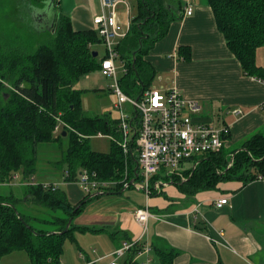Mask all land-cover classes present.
<instances>
[{"label":"trees","instance_id":"obj_1","mask_svg":"<svg viewBox=\"0 0 264 264\" xmlns=\"http://www.w3.org/2000/svg\"><path fill=\"white\" fill-rule=\"evenodd\" d=\"M31 1L43 7L47 0ZM52 2L57 16L51 44L28 50L18 37L12 36L14 33L4 34L5 43L0 42V185L21 188L17 191L12 187L8 194H0V260L10 253L24 251L31 264H62L65 243L67 239L75 240L76 230L107 231L105 227L91 228L74 223L99 194H85L73 204L60 186L54 190L53 182L35 180L41 145L60 144L62 155L57 165L63 169L66 182H77L80 172L87 169L90 174L95 173L93 178L112 182L103 191L105 194L122 191L134 178L140 180L136 177L138 154H125L120 143L123 137L119 118L87 115L83 108L84 91L75 88L82 76L102 67L97 58L99 52L95 56L93 50V45L103 40L94 17V26L77 28L72 17L61 11V0ZM136 2L138 15L117 46L127 69L119 83L127 95L134 97L151 87L156 70L148 55L155 44L167 36L172 22L182 20L186 8L182 0ZM206 4L212 9L217 28L245 75L264 82V68L256 60L257 49L264 46V0H207ZM14 10L10 8L12 21ZM9 24L12 29L16 21ZM28 26L39 34L47 32L30 21ZM177 56L181 58L177 60H192V47L180 45ZM99 133L114 137L110 152L91 148L90 139ZM229 138L230 130L224 135V145L219 151L193 156L194 166L185 172L186 179L182 181L175 176L170 184H176L192 201L204 191L220 190L223 183L236 180L243 186L257 180L259 174L264 175V133H253L232 150L226 146ZM132 146L135 147V143ZM159 179V175L153 177V196L157 191L154 182ZM56 210L59 213L56 214ZM42 213L50 216L40 215ZM71 217L73 222L68 231L61 233ZM147 236L151 264H176L181 251L166 241L160 242L158 237L152 241L149 228L147 235H143V227L140 241H132V236L124 233L116 250L124 243L132 245L122 256L114 253V262L140 264L144 257L139 256V252ZM219 264H223L222 261Z\"/></svg>","mask_w":264,"mask_h":264},{"label":"crops","instance_id":"obj_2","mask_svg":"<svg viewBox=\"0 0 264 264\" xmlns=\"http://www.w3.org/2000/svg\"><path fill=\"white\" fill-rule=\"evenodd\" d=\"M62 1L61 11L65 13ZM44 4L38 7L31 0L15 1L13 20L25 18L36 28L53 33L57 16L55 6L52 0ZM187 4L192 5V14H185L181 21H173L167 36L155 44L148 58L156 74L168 72L169 60H174L173 67L175 64L178 73L173 86L200 107L193 115L194 121L214 123L219 112L231 114L233 119L224 120L231 133L226 146L231 148L237 143L238 147L251 131L264 126V82L245 75L240 62L218 30L212 9L202 0H187L185 6ZM121 7L127 11V16L121 17V24L118 17V26L122 28L121 25L125 23L129 30L133 19L130 18L131 4H120L118 16ZM74 8L73 13L69 10L67 13L77 28L92 27L93 17L102 11L100 0H76ZM125 37L118 38V41ZM180 45L192 47L191 62L177 60ZM173 51V58L167 60L165 56ZM256 60L264 68V46L257 49ZM180 70L186 75L182 80ZM186 84H189L188 89ZM236 109L243 113L236 116L233 113ZM199 112L201 114L195 117ZM70 184L74 185L66 192L69 200L76 204L87 193L79 183ZM170 185H165L166 189ZM103 191L99 192L103 194ZM172 195L171 199L160 197L155 201V206H147L152 213L148 228L152 241L158 237L160 242L166 241L181 251L176 264H219L220 261L223 264L264 263V180L257 179L243 186L241 181L226 182L221 184L220 190L204 191L192 201L179 191H173ZM223 196L230 197L229 204L216 208L215 202ZM188 201L190 203L187 205ZM113 214L114 218H106L102 214L94 221L110 231L114 242L111 248L120 245L126 232L132 236V241L141 240L142 226L135 218V211L125 213L121 210L120 214ZM110 224L112 226L107 229ZM88 263L95 264V261L88 257Z\"/></svg>","mask_w":264,"mask_h":264},{"label":"built area","instance_id":"obj_3","mask_svg":"<svg viewBox=\"0 0 264 264\" xmlns=\"http://www.w3.org/2000/svg\"><path fill=\"white\" fill-rule=\"evenodd\" d=\"M100 2L102 11L94 16V23L108 45V52L102 60L100 70L104 76L114 78L116 81L112 86L118 98L116 108L122 111L119 128L122 132L123 138L120 143L124 152L131 156L134 153L138 154L137 177H140V180L135 181V187L144 189L150 194L153 177L156 175H159L160 179L154 182L155 189L173 183L175 176L184 181L185 172L194 166L191 158L206 152L219 151L224 145V135L229 133V127L226 124L215 126L212 123L194 121V113L200 110L198 103L187 99L176 86L166 89L165 92L151 86L141 95L129 97L120 86L115 62L118 59L122 60L116 48L119 43L118 38L126 35L118 26L117 9L120 4L129 6L130 3L129 0H100ZM192 12V5L187 4L185 14L191 15ZM123 67L126 71L124 61ZM126 104L134 107L132 113L126 111ZM233 113L238 116L243 112L236 109ZM102 135L104 134L99 133V136ZM104 136L114 138L111 134ZM132 143H135V147ZM94 176L95 173L90 174L87 169L80 172L77 183L87 194L95 190L103 191L112 183L100 181L93 178ZM257 179L264 180V175L259 174ZM53 183L54 190L59 188L57 183ZM228 203L229 198L223 196L215 202V205L217 208H222ZM151 216L152 213L147 206L135 211V218L143 227V235H147ZM131 245L124 243L115 254L124 255ZM139 256L144 257L140 264L152 263L148 236ZM137 258L139 257L136 256Z\"/></svg>","mask_w":264,"mask_h":264},{"label":"rangeland","instance_id":"obj_4","mask_svg":"<svg viewBox=\"0 0 264 264\" xmlns=\"http://www.w3.org/2000/svg\"><path fill=\"white\" fill-rule=\"evenodd\" d=\"M15 1L18 0H0V42L5 43L6 38H4V34L6 35L9 33H14L12 34V36L14 38L18 37L17 40L21 41V45H23L28 50L36 49L41 44H51L54 41L55 34H51L50 32H44L42 34L34 32L32 30L33 28H29L28 20L25 18H21L19 19V21H16V24L12 26V29L8 27L10 25L9 22H14L10 18V8L13 7ZM182 1L184 5L187 2V0ZM62 2V5H65V13L68 12L67 10L71 11L72 13L75 11L74 6L76 5V0H63ZM202 2L206 4L207 0H202ZM130 4V18H134L138 15L137 2L136 0H130ZM126 12L127 11L124 9V7L120 8V24L122 21L121 17L123 15L127 16ZM67 14L69 15V13ZM92 25L94 26L93 22ZM14 27H16V29H14ZM121 27L122 28H120V30L122 32H127L128 29L125 26V23H123ZM93 50L99 52L97 58L99 63L102 62L103 58L105 57V55H107L108 52L107 42L105 40H102L101 42L95 43L93 45ZM173 53L174 51L170 54L167 53L165 58L167 60L173 58L171 57ZM178 57L180 58V56H177V58ZM172 60H169L170 66L169 64L167 66L169 67V69H167L168 72H158L156 74L151 85L152 87L160 89L162 92H165L166 89L174 85L173 80L175 79L178 71L177 69H175V64L173 67L174 60ZM115 65L117 68L118 78H121L125 73L123 61L118 59L115 62ZM180 74L181 80L186 77V75H184L183 71L181 70ZM115 83L116 81L114 78L104 76L100 69L85 74L77 81V83L75 84V88L82 89L84 91L83 108L85 110L84 112L87 115H107L110 116L112 119L121 117L122 111L116 108L118 98L117 94L114 92L115 88L112 86ZM188 88L189 84H186V89ZM125 107L126 111L129 113H132L134 111V107L130 104H126ZM199 114H201V112L197 113L195 117ZM233 118L234 117L231 114H228L226 111H224L223 113L219 112V114L215 116L214 123L212 122V124H214L215 126H222L224 124V120L230 121ZM257 130L262 131L264 133V126L262 127V129ZM256 131H251L248 135L250 136ZM236 144L237 143H235L231 148H229V150L235 149L237 147ZM90 145L91 148L96 151H111V139L104 135L93 136L90 139ZM40 150L41 151L39 153L38 164L39 171L36 173L35 180L37 182L41 180L54 181L65 191H70V188L74 184L69 185V183L71 182L65 181L62 171L63 169L57 165V162L61 159L62 155V148L60 147V144L51 143L48 145H41ZM167 186L161 185L156 188L157 191L156 195L154 196L151 193L149 194L144 189H139L135 187V185L125 188V190L121 191V193L113 191L112 193H105L99 195L87 204L85 210L75 218L74 223L80 226L97 228L100 226L94 223V221L98 220V217L102 216V214H104L106 218H114L113 213L120 214L121 210H123L125 213H130L136 211L140 207H146L150 204L155 206L157 204L155 201L160 199V197H165V195H167V197L165 198L171 199L173 197L172 192L175 191L176 193V191H179V189H177L176 184H171L170 188L166 189ZM12 187L17 191H21V188L16 186L0 185V194H8L11 191ZM96 192L100 193L99 191L95 190L91 193V196L96 195ZM189 203V201L186 202L187 205ZM48 213L51 214L53 212ZM48 213H42L40 215L44 214L46 216H50V214ZM55 213H59V210H56ZM110 226H112V224L107 226V229ZM101 227L104 226L102 225ZM112 245H114V242L109 230L103 232H94L92 230L83 231L81 229L76 230L75 240L67 239L65 243L64 253L62 255L61 262L62 264H89V257L91 261H95V264H110L116 259L114 255L116 248H111ZM119 262L122 261L120 260ZM0 264H31V262L30 257L26 252L16 251L13 252L11 255H8L3 258Z\"/></svg>","mask_w":264,"mask_h":264},{"label":"water","instance_id":"obj_5","mask_svg":"<svg viewBox=\"0 0 264 264\" xmlns=\"http://www.w3.org/2000/svg\"><path fill=\"white\" fill-rule=\"evenodd\" d=\"M94 55L97 56V55H98V52L95 51ZM64 134H65V133H64ZM137 168H138V167H137ZM137 176H138V175H136V177H137ZM135 181H136L135 178L132 179V180L130 181V183H128V184L123 188V190H125V188H127L129 185H135ZM123 190H122V191H123ZM97 194H102V193H97ZM97 194H96V195H97ZM72 222H73V217H71V218L69 219V221H68V223H67V225H66V228H65L61 233H65V232H67L68 229H69V227H70V225L72 224Z\"/></svg>","mask_w":264,"mask_h":264}]
</instances>
